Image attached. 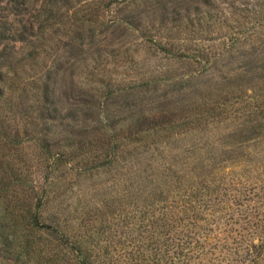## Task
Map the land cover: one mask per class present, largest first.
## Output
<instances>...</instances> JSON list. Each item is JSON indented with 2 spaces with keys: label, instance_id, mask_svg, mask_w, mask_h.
Masks as SVG:
<instances>
[{
  "label": "trees",
  "instance_id": "1",
  "mask_svg": "<svg viewBox=\"0 0 264 264\" xmlns=\"http://www.w3.org/2000/svg\"><path fill=\"white\" fill-rule=\"evenodd\" d=\"M263 39L264 0H0V264L97 263L90 234L74 238L44 213L62 179L114 171L150 213L155 264H217L234 253L264 262V184L231 178V222L243 237L235 251L220 240L227 252L211 258L212 225L224 218L237 229L212 195L218 185L191 184L200 148L177 159L171 147L230 118L238 130L264 127V77L250 88L230 65L260 52ZM144 51L184 66L143 69ZM205 71L231 83V115L225 102L174 99ZM60 75L63 96L76 95L68 108ZM161 86L171 89L151 101Z\"/></svg>",
  "mask_w": 264,
  "mask_h": 264
},
{
  "label": "rangeland",
  "instance_id": "2",
  "mask_svg": "<svg viewBox=\"0 0 264 264\" xmlns=\"http://www.w3.org/2000/svg\"><path fill=\"white\" fill-rule=\"evenodd\" d=\"M224 31H226L225 28ZM261 41L264 39L258 40L257 43ZM259 46H261L260 52L257 54L230 63L233 73L235 71L242 72L245 76L242 82L249 84V87L254 84L252 78L264 77V45ZM141 59L145 65L143 69L155 65V63H161L162 67L169 64L178 70L184 66V64L179 63H168V61L162 60L147 51L142 53ZM211 74L213 72L208 71L199 77L192 86L184 87L187 89L181 92H173L175 94L174 99H178L177 101L183 105L191 104L192 101L200 103L204 100L210 103L216 101L220 104L225 102V105H222V111L231 115V101L226 97L231 92V83L225 82L219 76L222 73H217L215 78H211ZM66 80H68L67 77L60 75L55 78L54 84L58 88L59 104L68 108L72 99H68L67 96L72 98L76 95L69 91L67 96H63V86ZM233 86L235 88L240 86V78L234 82ZM170 89V87L161 86L155 90L156 92L150 91V100L156 102L165 94L166 90ZM238 129L236 125L231 123L230 118L210 130L197 131L187 138H181L176 145L171 146L173 148L172 154L177 159L181 158L182 154H187L186 150L193 145L200 148V155L197 156L201 158L199 160V162L201 161L200 167L196 169L191 184L195 185L197 181L207 183L212 181L214 182L210 184L212 187L218 185L212 195L221 202L219 205L222 209L221 212L226 216V221L230 223H232L230 217L231 194L237 193L231 191V178L249 176L256 181V184L253 185L257 188L264 184V127L259 129L247 125L242 130ZM28 153H30L29 157L34 165L32 167L34 176L38 172L37 152L32 149L31 151L28 150ZM118 176L119 174L114 171L113 173L100 172L91 177L82 175L74 179L68 177L62 179V183L53 187L50 192L52 200L45 208L44 216L47 221L53 224L60 223L67 230L70 229L72 234H75L74 238H81L80 235L85 232L87 236L90 234L91 237L88 240L92 246L91 253L97 260L95 264H126L127 262L155 264L149 260L150 256L148 255H151L152 252L146 249L154 238L150 231V213L147 214L148 209L138 198V195L128 196L122 192L124 183ZM237 187H242V184H238ZM216 216H221V214L217 213ZM222 220L224 221L220 225L218 223L212 225L215 229L216 238H212L211 243H216L217 249L214 250L211 258L214 256H218L215 258H222L227 252V248L222 245L220 240L225 239L231 250L235 251L232 249L235 246L234 239L243 237L240 226L232 223V228H236L237 231H231V224L229 228L225 219ZM244 235L248 238L247 233ZM183 238L185 240L184 236ZM249 238L251 237L249 236ZM231 256L237 260L242 257L240 254L234 253L229 256L230 260L218 259L216 262L217 264H231ZM247 260L243 259L241 263L232 262L234 264H247ZM216 262L214 261V263ZM204 264L211 263L205 261ZM260 264H264V262Z\"/></svg>",
  "mask_w": 264,
  "mask_h": 264
}]
</instances>
